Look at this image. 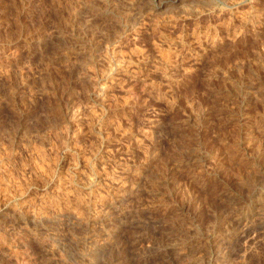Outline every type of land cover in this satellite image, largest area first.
<instances>
[{
  "label": "rangeland",
  "instance_id": "1",
  "mask_svg": "<svg viewBox=\"0 0 264 264\" xmlns=\"http://www.w3.org/2000/svg\"><path fill=\"white\" fill-rule=\"evenodd\" d=\"M260 123L264 0H0V264H264Z\"/></svg>",
  "mask_w": 264,
  "mask_h": 264
},
{
  "label": "bare ground",
  "instance_id": "2",
  "mask_svg": "<svg viewBox=\"0 0 264 264\" xmlns=\"http://www.w3.org/2000/svg\"><path fill=\"white\" fill-rule=\"evenodd\" d=\"M49 36V35H48ZM47 37V36H46ZM54 37V36H53ZM75 39V38H74ZM71 40V39H70ZM73 40V39H72ZM74 41V40H73ZM72 41V42H73ZM78 41V40H77ZM76 41V42H77ZM32 42V41H31ZM81 42V41H80ZM51 44V43H50ZM55 44V43H54ZM60 44V43H59ZM62 44H63V42H62ZM68 44V43H67ZM73 44H74V42H73ZM35 45V44H34ZM51 45H53V43L51 44ZM50 45V46H51ZM47 46H48V44H47ZM83 46V45H82ZM46 47V46H45ZM57 47V46H56ZM56 47H53V48H56ZM69 47V46H68ZM78 47L80 48L79 50H78V52L80 51V50H82L83 51V49L81 48V46H79V44H78ZM78 47L76 48V51H77V49H78ZM88 47V46H87ZM58 48V47H57ZM72 48V47H71ZM70 48V49H71ZM89 48V47H88ZM38 49V48H37ZM48 49V48H47ZM50 49V48H49ZM85 49V48H84ZM51 50H53L52 48H51ZM88 50V49H87ZM55 51H57L56 49H55ZM60 51H63V49L62 50H60ZM59 51V52H60ZM59 52H58V54H59ZM86 52V51H85ZM55 54V53H54ZM80 54V53H79ZM86 54V53H85ZM59 56V55H58ZM53 57V56H52ZM78 58V57H77ZM247 94V93H246ZM74 104V103H73ZM75 114V113H74ZM78 115V114H77ZM75 116V115H74ZM259 126H261L260 127V131H262L263 133H264V124H259ZM255 128V127H254ZM257 129V128H256ZM250 130H253V129H250ZM258 130V129H257ZM259 131V132H260ZM257 132V131H256ZM252 133V132H251ZM255 133V132H254ZM254 133H252V135L254 134ZM257 134V133H256ZM249 137H251V136H249ZM249 143V142H248ZM191 157V156H190ZM184 158V157H183ZM187 159V158H186ZM184 162H185V160H184ZM180 165V164H179ZM181 166H182V164H181ZM187 167V166H186ZM188 168V167H187ZM186 168V169H187ZM180 170V169H179ZM184 170V169H183ZM188 170V169H187ZM170 178V177H169ZM144 180V179H143ZM180 183V182H179ZM148 184V183H147ZM154 185V184H153ZM153 185H152V187H153ZM155 188V187H154ZM153 193H154V191H153ZM155 194V193H154ZM146 196H147V194H146ZM256 198V197H255ZM154 200H155V198H153ZM154 202V201H153ZM157 203V202H156ZM231 208L228 210V214L232 217V218H235V219H237V220H241V217H240V212L239 211H237L236 210V208L238 207V206H234V205H231L230 206ZM245 207V206H244ZM256 208V207H255ZM244 209V208H243ZM258 209L259 208H256V209H253V211H258ZM263 210V209H262ZM258 213V212H257ZM227 214V213H226ZM185 216V215H184ZM224 216V215H223ZM175 217V216H174ZM164 218V217H163ZM185 218V217H184ZM174 219V218H173ZM177 219V218H176ZM188 219V218H187ZM186 220V219H185ZM184 221V220H183ZM187 222V221H186ZM179 223V222H178ZM178 223H176V225L178 224ZM255 223V222H254ZM172 224V223H171ZM249 224V223H248ZM222 226V225H221ZM239 226V225H238ZM254 226V225H253ZM185 227V226H184ZM183 227V228H184ZM172 228V227H171ZM171 228H169V229H171ZM178 228V227H177ZM187 228V227H186ZM243 228V227H242ZM244 229V228H243ZM262 229V228H261ZM113 230V232L114 231H116V228H114V229H112ZM111 231V230H110ZM109 231V232H110ZM176 231V230H175ZM243 232V231H242ZM165 233V232H164ZM169 233V232H168ZM256 233V232H255ZM173 234H174V232H173ZM178 234V233H177ZM245 235V234H244ZM262 235H264V233H262ZM108 236V235H107ZM219 236V235H218ZM253 236H255V234H253L252 235V237ZM82 237V236H81ZM169 237H170V234H169ZM168 237V239H171L172 238V235H171V237L169 238ZM252 237H250V238H252ZM165 238V237H164ZM176 238V237H175ZM246 238V237H245ZM99 239H100V237H99ZM174 239V238H173ZM214 239V238H213ZM81 240V239H80ZM192 240V239H191ZM210 240V239H209ZM168 241H170V240H168ZM219 241V240H218ZM167 242V241H166ZM211 242V244H212V240L210 241ZM174 243V242H173ZM220 243V242H219ZM230 243V242H229ZM167 244V243H166ZM170 244V243H169ZM168 244V245H169ZM195 244V243H194ZM228 244V243H227ZM174 245V244H173ZM177 245V244H176ZM217 245H218V243H217ZM172 246V245H171ZM220 246H222V244H220ZM186 247V246H185ZM219 247V246H218ZM170 248V247H169ZM189 248H191V247H189ZM198 247H196V246H193L192 247V250H191V255L189 256V257H196V253L198 252V249H197ZM176 249V248H175ZM183 249V248H182ZM185 249V248H184ZM172 250V249H171ZM174 250V249H173ZM179 250H181V249H179ZM185 251H187V248L185 249ZM184 251V252H185ZM171 252V251H170ZM182 252V251H181ZM173 254H174V252H172ZM176 253H177V251H176ZM160 254V253H159ZM180 254V253H179ZM182 254V253H181ZM195 254V255H194ZM225 256H227V254L228 255H230L231 253L229 252V250L227 251H225ZM162 255V254H161ZM174 256V255H173ZM175 256H176V254H175ZM179 256V255H178ZM181 256V255H180ZM184 256V255H183ZM202 257V256H201ZM209 257V256H208ZM158 258V257H157ZM176 258V257H175ZM174 258V259H175ZM179 258V257H178ZM148 259H149V257H135V258H133V261L131 262V264H147L146 262L148 261ZM151 259V258H150ZM177 259V258H176ZM207 259V258H206ZM221 259V258H220ZM231 259V258H230ZM182 260V259H181ZM199 260V259H198ZM155 261V260H154ZM176 261V260H175ZM180 261V260H179ZM160 262V261H159ZM125 263H127L126 262V258L125 257H115V258H113V259H111L110 261H108V262H106V264H125ZM182 263V262H181ZM180 263V264H181ZM184 263V262H183ZM186 263V262H185ZM190 263V262H189ZM130 264V263H129ZM179 264V263H178Z\"/></svg>",
  "mask_w": 264,
  "mask_h": 264
}]
</instances>
